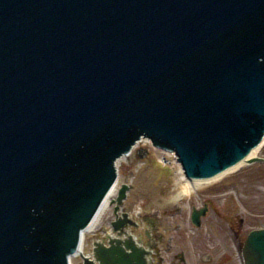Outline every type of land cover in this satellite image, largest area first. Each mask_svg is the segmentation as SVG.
<instances>
[{
    "label": "water",
    "instance_id": "1",
    "mask_svg": "<svg viewBox=\"0 0 264 264\" xmlns=\"http://www.w3.org/2000/svg\"><path fill=\"white\" fill-rule=\"evenodd\" d=\"M144 139L189 181L264 162V0H0V264H147L125 184L117 237L79 252Z\"/></svg>",
    "mask_w": 264,
    "mask_h": 264
},
{
    "label": "rangeland",
    "instance_id": "2",
    "mask_svg": "<svg viewBox=\"0 0 264 264\" xmlns=\"http://www.w3.org/2000/svg\"><path fill=\"white\" fill-rule=\"evenodd\" d=\"M255 158L264 159V144ZM117 170L118 184L110 200H115L122 185L129 186L122 211L141 228H128V232L137 242L144 240L141 217L159 219V251L168 260L179 258L178 264H240L232 238L239 235L244 240L250 231L264 228V163L243 165L189 196L180 195L187 181L181 166L147 140L121 158ZM205 205L208 210L199 228L192 224L191 212ZM113 210L109 203L93 232L86 235L84 256L92 255L95 243L107 244L108 234L113 233ZM206 253L211 255L210 262L202 260ZM72 264H82L81 258H73Z\"/></svg>",
    "mask_w": 264,
    "mask_h": 264
},
{
    "label": "flooded vegetation",
    "instance_id": "3",
    "mask_svg": "<svg viewBox=\"0 0 264 264\" xmlns=\"http://www.w3.org/2000/svg\"><path fill=\"white\" fill-rule=\"evenodd\" d=\"M261 163H264V162H261ZM207 210H208V208H207ZM114 218H115V216H114ZM141 218H142L141 222L144 224V228L142 230L144 240L140 239L139 242L146 249H148L150 251V254L146 258L147 264H175V263H173L175 260H176V263L178 264L179 260H180L179 258L174 257L173 259L168 260L169 258L165 257L162 254L161 250L159 251L160 242L162 240V238L158 236V230H157L159 228V223H160L159 219H151V218H147V217H141ZM132 219H133V216H132ZM200 222H199V226H197L199 228H200V226H202ZM133 228L137 231L141 230V228L138 226V224H136V226H134ZM247 235H246V237H247ZM246 237L244 240H242V238H240L239 235L238 236L236 235L235 237L232 238L231 247L234 249V251L238 255L237 258L239 259L240 264H244L243 248H244V242L246 240ZM168 249L170 250V244H168ZM222 259L223 258H220V260H222ZM202 260H203V262H210L211 261V255L207 254V253L204 254L202 256Z\"/></svg>",
    "mask_w": 264,
    "mask_h": 264
},
{
    "label": "bare ground",
    "instance_id": "4",
    "mask_svg": "<svg viewBox=\"0 0 264 264\" xmlns=\"http://www.w3.org/2000/svg\"><path fill=\"white\" fill-rule=\"evenodd\" d=\"M145 141V140H143ZM141 142V141H140ZM260 148H257L255 149L249 156V158H253L255 157L257 151L259 150ZM244 164H240L226 172H224L223 174L215 177V178H212V179H206V180H192V181H189L187 180L186 181V184L185 186L183 187V190L181 192V196H185L183 195L182 193L185 192V191H190L191 193L197 191L198 189H200L202 186H205V185H208V184H211L217 180H220L221 178H223L224 176H226L227 174L229 173H232L234 171H236L239 167L243 166ZM116 190V187L114 188V190L111 191L110 195L108 196V198L106 199V201L104 202V204L102 205V207L99 209L98 213L96 214L94 220L92 221V224L89 226V228L84 232L83 234V239H82V243H81V246H80V254H83L84 251H83V244H84V240H85V237L87 234H89L90 232H93V230L95 229V226L96 224L99 222L100 218L104 215V212L106 211L107 207L109 206V203H110V198L113 194V192ZM189 196V195H188ZM73 258H76L75 256L71 258L70 260V264H72V259Z\"/></svg>",
    "mask_w": 264,
    "mask_h": 264
},
{
    "label": "built area",
    "instance_id": "5",
    "mask_svg": "<svg viewBox=\"0 0 264 264\" xmlns=\"http://www.w3.org/2000/svg\"><path fill=\"white\" fill-rule=\"evenodd\" d=\"M164 152H165V153H170L171 156H172V158H173V160L177 162V158H176V156H175L174 153H172V152H167V151H164ZM165 162H166V161H165Z\"/></svg>",
    "mask_w": 264,
    "mask_h": 264
},
{
    "label": "clouds",
    "instance_id": "6",
    "mask_svg": "<svg viewBox=\"0 0 264 264\" xmlns=\"http://www.w3.org/2000/svg\"><path fill=\"white\" fill-rule=\"evenodd\" d=\"M182 194L185 195V196H188V195H191V192L190 191H185Z\"/></svg>",
    "mask_w": 264,
    "mask_h": 264
}]
</instances>
